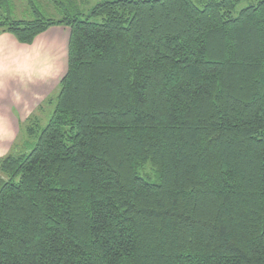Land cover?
Segmentation results:
<instances>
[{"label": "trees", "instance_id": "16d2710c", "mask_svg": "<svg viewBox=\"0 0 264 264\" xmlns=\"http://www.w3.org/2000/svg\"><path fill=\"white\" fill-rule=\"evenodd\" d=\"M49 1L0 0V36L70 30L48 124L0 159V264H264V0Z\"/></svg>", "mask_w": 264, "mask_h": 264}, {"label": "crops", "instance_id": "0c3cea01", "mask_svg": "<svg viewBox=\"0 0 264 264\" xmlns=\"http://www.w3.org/2000/svg\"><path fill=\"white\" fill-rule=\"evenodd\" d=\"M69 34L52 27L32 45L0 36V158L11 151L22 125L40 122L38 114L52 101L67 73Z\"/></svg>", "mask_w": 264, "mask_h": 264}, {"label": "rangeland", "instance_id": "374dc122", "mask_svg": "<svg viewBox=\"0 0 264 264\" xmlns=\"http://www.w3.org/2000/svg\"><path fill=\"white\" fill-rule=\"evenodd\" d=\"M8 1L10 2V7L13 13L12 16L14 19H17V20H31L32 19V12H31L32 5L30 4V2H33L34 5L37 6L42 11L44 16H46L47 18H54V19L60 18L59 11L54 7V5L49 0H8ZM102 1L103 0H72L74 9L77 12L81 13L82 18H87L91 10ZM247 5H248V2L244 0L241 3V5L237 8L236 14L241 9L247 7ZM0 11H1L0 14L6 12L7 5L3 9L1 7ZM26 73L30 74L33 72H26ZM59 92H60V85L57 91L54 93L53 97L51 98L53 101V105H49L48 103V105L44 106V110L40 114H38L40 118V122L37 123L38 127L45 128L46 125L48 124L53 114L55 103L57 102V98L59 96ZM30 125L31 124L29 123L22 125L18 140L14 141L15 143L13 144L11 151L8 154L4 155L3 157L9 155L10 153L16 154V155L21 154L27 151V148H29V150L33 148V146L36 143V139L31 138L28 135V129L30 127H33Z\"/></svg>", "mask_w": 264, "mask_h": 264}]
</instances>
